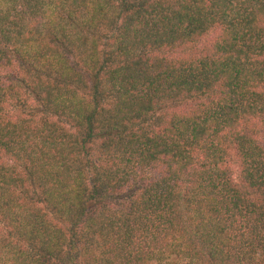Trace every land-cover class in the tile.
<instances>
[{"label":"trees","instance_id":"obj_1","mask_svg":"<svg viewBox=\"0 0 264 264\" xmlns=\"http://www.w3.org/2000/svg\"><path fill=\"white\" fill-rule=\"evenodd\" d=\"M0 264H264V0H0Z\"/></svg>","mask_w":264,"mask_h":264}]
</instances>
